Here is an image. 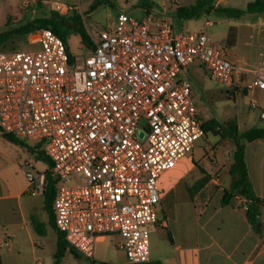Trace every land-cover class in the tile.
Masks as SVG:
<instances>
[{
  "label": "built area",
  "instance_id": "built-area-1",
  "mask_svg": "<svg viewBox=\"0 0 264 264\" xmlns=\"http://www.w3.org/2000/svg\"><path fill=\"white\" fill-rule=\"evenodd\" d=\"M211 24L175 32L166 20L120 13L82 57L45 27L32 31L34 48L0 51V136L43 143L57 179L55 227L82 256L93 259L96 242L119 236L129 263L149 261L157 179L204 136L184 67L199 59L226 86L264 91V60L238 67L203 31ZM263 27L251 25V46L264 47ZM44 186L41 175L32 193Z\"/></svg>",
  "mask_w": 264,
  "mask_h": 264
},
{
  "label": "crops",
  "instance_id": "crops-1",
  "mask_svg": "<svg viewBox=\"0 0 264 264\" xmlns=\"http://www.w3.org/2000/svg\"><path fill=\"white\" fill-rule=\"evenodd\" d=\"M23 1L26 7L30 3H36L75 11L81 0ZM172 1L177 7L193 4L196 0ZM250 1L253 0H214L213 8L243 9ZM213 11L212 9L208 13ZM243 16L248 22L249 38L252 24H264V12ZM29 44L32 45L31 42ZM248 45L250 52L247 57H241L240 67H245L250 62L259 64L264 60L262 45L251 46L249 42ZM252 94L264 96V91L255 89ZM263 104L264 100H261L257 106L261 108ZM6 140L17 147L16 143ZM255 142L258 143L259 150H264V139L247 142L245 162L251 190L262 203L258 215L259 229L255 230L248 222L245 214L247 199L239 191L235 192L231 203L221 204L223 190L229 189L232 181L230 176L229 187H223L224 178L229 174L227 166L222 164L219 169L213 170L211 166L200 169L196 178L203 177L206 180L201 183L196 194H186V181L183 177H175V168L180 159L173 168L163 172L157 179L161 192L160 202L156 207L157 221L149 232L152 234L149 261L139 264H264V163L260 160L263 173L258 177L253 174L255 166L248 161L247 153L249 145ZM8 151L9 147L6 145L0 148V264H49L43 254V244L47 235L53 232L57 246L58 230L45 207L42 192L32 193V189L39 184L40 176L48 168L42 172L35 169L39 160L31 148L28 156L21 155L17 160ZM228 163L230 166L232 156ZM28 171L34 175L33 184L27 179ZM78 255L77 259L83 258L89 264H106L95 257L89 259L79 253Z\"/></svg>",
  "mask_w": 264,
  "mask_h": 264
},
{
  "label": "rangeland",
  "instance_id": "rangeland-1",
  "mask_svg": "<svg viewBox=\"0 0 264 264\" xmlns=\"http://www.w3.org/2000/svg\"><path fill=\"white\" fill-rule=\"evenodd\" d=\"M24 4L23 0H0V31L9 32L0 39V51L34 48L35 45L29 44L32 31L18 32L17 30L34 19L49 16L53 12H57L60 16L66 14L53 6L30 3L26 7ZM92 5H96V9L90 14L83 15ZM175 8L176 3L172 0H81L74 12L80 16L81 24L92 41L98 39L101 30L114 29L117 16L120 13L137 21H141L147 16L155 20H166L172 25L175 32H198L204 22L208 20L212 24L204 27L203 31L225 51L228 59L238 67L242 66L241 57H247L250 52L249 29L245 16L232 18L217 11L210 13L204 11L194 18L185 20L176 16ZM69 15H72L71 11ZM64 22L67 26H64L63 29L70 31L68 33L70 54L73 57L87 55L89 52L80 43V35L68 28V26L75 25L73 20L68 17ZM150 29L154 31L155 26H151ZM234 31V43L229 44L227 37ZM180 77L190 84V99L202 124H207L211 120L216 122V125L209 124L208 131L195 142L192 151L187 153L175 168L176 179L183 177L187 183L186 194H196L195 188L198 189L201 183L206 180L200 177L201 175L200 178H196L200 169L206 166H211L213 170L219 169L222 164L229 169L228 162L234 148L229 135L231 126L235 124L239 133L253 127H264V119L260 118L261 109L252 104L258 105L261 100H264V96L220 83L211 77L199 59H195L190 65L184 67L180 72ZM15 138L18 141L17 147L7 143V140L0 136V148L8 146V152L14 155L15 160L19 159L21 155L28 156L29 148L33 149L39 143L40 150H43L44 145L40 140H29L22 136ZM252 144L248 147V161L255 166L253 174L255 173L259 177L263 173V169H260V160L264 163V150H259L257 142ZM214 152L215 154H213ZM45 168H49V164L43 160H39L35 167L41 172ZM30 171L35 174L34 170L30 169ZM230 180L231 177L227 174L223 187L228 188ZM49 214L53 216L52 208ZM120 241L119 236H107L103 240H99L95 243L94 257L106 264H126L128 261L124 252L116 246ZM150 242H152V234H149ZM43 245V254L47 258V263L54 264L57 260L55 257L57 246L53 232L47 235ZM57 261L58 264H89L83 258H75L68 250Z\"/></svg>",
  "mask_w": 264,
  "mask_h": 264
},
{
  "label": "trees",
  "instance_id": "trees-1",
  "mask_svg": "<svg viewBox=\"0 0 264 264\" xmlns=\"http://www.w3.org/2000/svg\"><path fill=\"white\" fill-rule=\"evenodd\" d=\"M214 0H196L193 4L187 6H177L175 8L176 16L180 19H191L198 16L201 12H209L212 9L219 13H222L228 17L232 18H239L245 14L251 13H262L264 12V0H253L247 3L245 8H213ZM96 5L90 6V8L83 13V15L90 14L92 11L96 9ZM72 15L70 16V11H66L64 16H60L57 12H53V14L49 16H44L40 18H36L33 21L29 22L27 25L21 27L18 32H23L27 30H35L37 28H49L53 33L59 36L66 48L69 51L68 46V33L70 31H65L63 29L65 24V20L70 17L73 22L75 23L74 26L70 27L69 29L75 31L80 35V43L85 46L88 52H91L94 49V43L86 33L84 26L81 24V19L78 14H75L74 10H71ZM66 15V16H65ZM9 32H1L0 31V39L5 37ZM235 40V31L234 33H229L227 37V41L229 44H232ZM210 123L216 125V122L211 120L207 124H202V128L204 133L208 131V126ZM229 135L232 138L233 142V151H232V163L229 166L228 173L232 177L231 187L229 189L223 190V196L221 198V204L227 205L231 203L232 199L234 198V194L236 191L247 199V208L245 210L246 218L250 225L255 229L258 230L259 227L257 226L259 223V213H260V206L262 205L261 201L258 200L250 186L249 177H248V170L245 162V146L247 142L257 140V139H264V127H253L244 131L243 133H239L236 125L230 127ZM4 138L8 139L11 142L18 143L14 136L3 134ZM41 145H37L32 149V152L35 153V157L38 160L46 161L49 164V168L44 172V179H45V186L43 188L42 194L44 195L45 199V207L48 211H51L52 200L54 196L55 186L57 184V179L53 176L50 167L51 162L44 154L43 150H40ZM203 180V179H202ZM200 187V186H199ZM198 187V189H199ZM198 190L197 188H195ZM195 190V191H196ZM53 225H54V217L52 216ZM66 250H69L70 253L78 258V253L68 246L66 243L64 236L61 232L57 231V250L55 257L57 260L65 253ZM54 264H58V261Z\"/></svg>",
  "mask_w": 264,
  "mask_h": 264
},
{
  "label": "water",
  "instance_id": "water-1",
  "mask_svg": "<svg viewBox=\"0 0 264 264\" xmlns=\"http://www.w3.org/2000/svg\"><path fill=\"white\" fill-rule=\"evenodd\" d=\"M142 123H144V120H142ZM139 136L142 138L143 137V132H139ZM260 225V223H258Z\"/></svg>",
  "mask_w": 264,
  "mask_h": 264
}]
</instances>
